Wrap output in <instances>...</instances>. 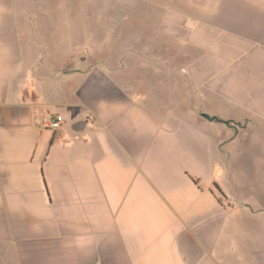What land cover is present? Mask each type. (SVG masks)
Returning a JSON list of instances; mask_svg holds the SVG:
<instances>
[{"label":"crops","instance_id":"1","mask_svg":"<svg viewBox=\"0 0 264 264\" xmlns=\"http://www.w3.org/2000/svg\"><path fill=\"white\" fill-rule=\"evenodd\" d=\"M45 2L0 0V264H264V0H137L99 42Z\"/></svg>","mask_w":264,"mask_h":264},{"label":"rangeland","instance_id":"2","mask_svg":"<svg viewBox=\"0 0 264 264\" xmlns=\"http://www.w3.org/2000/svg\"><path fill=\"white\" fill-rule=\"evenodd\" d=\"M123 1H126L124 8L122 6ZM117 2L119 3V7ZM45 3H43L46 5L44 6L45 9L41 12L43 21L51 22V25L55 22L60 25H65L68 20H76L87 24L88 27L86 29L88 30V34L92 36L94 42L95 40L99 42L109 38V36H112L111 31H113L111 25L107 28L103 26V28H101L94 24L105 25L111 22L116 24L123 21V19L127 22H131L136 18L137 14L134 10L136 8H133V6L137 7L136 5H138L137 0H47ZM48 5H53V9L47 10ZM123 9L124 11H122ZM90 24L93 26L89 27ZM105 29L108 31L105 32ZM107 44L108 43H104L103 45ZM40 47L43 46L40 45ZM131 66L133 67L134 65ZM140 70L145 73L144 77L151 78L146 74L148 73L146 68L142 67ZM128 77L131 78V76ZM248 262L251 264L250 261Z\"/></svg>","mask_w":264,"mask_h":264},{"label":"built area","instance_id":"3","mask_svg":"<svg viewBox=\"0 0 264 264\" xmlns=\"http://www.w3.org/2000/svg\"><path fill=\"white\" fill-rule=\"evenodd\" d=\"M63 122V117L59 114L53 116H44L36 121V125L40 128L45 129H56L58 128Z\"/></svg>","mask_w":264,"mask_h":264},{"label":"water","instance_id":"4","mask_svg":"<svg viewBox=\"0 0 264 264\" xmlns=\"http://www.w3.org/2000/svg\"><path fill=\"white\" fill-rule=\"evenodd\" d=\"M206 116V115H205ZM210 120H216V117H209Z\"/></svg>","mask_w":264,"mask_h":264}]
</instances>
